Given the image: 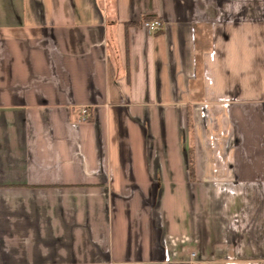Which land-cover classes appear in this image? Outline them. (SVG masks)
I'll use <instances>...</instances> for the list:
<instances>
[{
    "label": "crops",
    "instance_id": "1",
    "mask_svg": "<svg viewBox=\"0 0 264 264\" xmlns=\"http://www.w3.org/2000/svg\"><path fill=\"white\" fill-rule=\"evenodd\" d=\"M0 264H264V0H0Z\"/></svg>",
    "mask_w": 264,
    "mask_h": 264
},
{
    "label": "built area",
    "instance_id": "2",
    "mask_svg": "<svg viewBox=\"0 0 264 264\" xmlns=\"http://www.w3.org/2000/svg\"><path fill=\"white\" fill-rule=\"evenodd\" d=\"M143 25L152 32H159L162 30L164 23L159 18H152V19L146 18L143 21ZM89 118H90V113L88 111V107L87 106L82 107L80 110V116L78 121H86Z\"/></svg>",
    "mask_w": 264,
    "mask_h": 264
},
{
    "label": "trees",
    "instance_id": "3",
    "mask_svg": "<svg viewBox=\"0 0 264 264\" xmlns=\"http://www.w3.org/2000/svg\"><path fill=\"white\" fill-rule=\"evenodd\" d=\"M144 18L146 19V18H148V19H152V18H154V17H151V16H144Z\"/></svg>",
    "mask_w": 264,
    "mask_h": 264
}]
</instances>
